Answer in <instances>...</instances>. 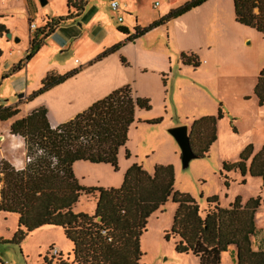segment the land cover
<instances>
[{
  "label": "rangeland",
  "instance_id": "obj_1",
  "mask_svg": "<svg viewBox=\"0 0 264 264\" xmlns=\"http://www.w3.org/2000/svg\"><path fill=\"white\" fill-rule=\"evenodd\" d=\"M33 1L35 5L32 0L27 1L32 15L29 18L23 0H0L2 23L8 33L14 34L10 40L5 37L0 40V106L17 105L19 117L51 102L55 105L49 99L53 97L50 92L31 102L18 103L20 96L26 100L36 92L48 73H69L67 69L74 60L83 64L88 56L95 58L104 49L123 43L126 36L117 31L118 18L124 19L121 25L131 35L135 28L148 27L190 0H127L134 15L121 9L112 10L111 0H86L79 15L68 9L67 0H46L45 4ZM69 10L70 17L65 18ZM45 14L49 19L63 18L58 29L63 30L59 35L68 38L66 47L61 50L49 36L20 71L10 74L11 68L24 59L28 38L31 40L45 26L41 21ZM30 24L35 29L30 30ZM124 45L107 58L109 86L116 90L129 86L134 97L149 101L150 110L135 111L128 141L117 155V169L109 164L74 163L73 174L78 184L84 188L117 189L134 164L148 175L156 166H171L174 193L189 196L202 215L211 198H216L221 208L236 201L244 206L257 199L260 207L254 215L251 244L254 251L264 250V174L241 178L238 171H223L224 164L238 162L243 153L248 168L264 147V101L260 103L255 95L258 76L264 69V34L235 22L232 0H207L168 25ZM85 49L87 53H80ZM181 55L196 57L199 66L185 65ZM98 73L92 76L96 81L101 80ZM4 74L9 76L2 79ZM78 77L76 81H83L86 75ZM72 83L75 82L67 85ZM63 87L67 101L71 90ZM72 108L78 109L71 105L69 112ZM209 117L216 118L215 142L206 157L191 159L184 166L181 148L169 130L185 126L189 135L196 121ZM57 118L59 122L64 120V116ZM153 120L160 123H148ZM176 208L170 200L148 219L146 232L140 238L143 256L138 264H198L191 254L175 252L177 241L170 231ZM94 209L95 200L85 197L80 198L76 208L86 214H92ZM17 223L15 215H0V239L9 241ZM71 249L61 228L44 227L20 246L0 242V264H44V260L71 264ZM220 264H236L234 247L221 254Z\"/></svg>",
  "mask_w": 264,
  "mask_h": 264
},
{
  "label": "trees",
  "instance_id": "obj_2",
  "mask_svg": "<svg viewBox=\"0 0 264 264\" xmlns=\"http://www.w3.org/2000/svg\"><path fill=\"white\" fill-rule=\"evenodd\" d=\"M206 1L190 0L148 27L135 28L131 35L127 29L119 27L117 31L126 36L124 42L105 49L94 62L116 53L125 43L166 25ZM232 2L235 22L264 34V0ZM85 3L86 0H67L68 9L75 10L76 15L83 11ZM69 17L70 12L65 18ZM2 19L0 16V39L8 33ZM62 21L63 18L48 19L29 41L24 59L9 73L20 71ZM181 60L185 65L199 66V61L192 55H181ZM77 73L78 70L64 75L48 73L38 90L25 101L20 96L18 103L31 102ZM255 95L260 103L264 101V69L258 76ZM136 110H150L149 101L134 97L129 86L113 91L73 119L55 127L49 124L45 107L16 119L19 115L17 105L0 106V122L12 121L9 133L23 139L26 157L25 165L19 171L6 161L0 162V214L15 215L18 219L13 237L9 241L0 239V242L20 246L35 231L57 227L63 230L72 246L71 264H138L143 256L140 238L146 232L148 219L172 200L177 208L170 235L177 241V254H191L197 258L198 264H220L221 254L234 247L236 264H264V250L254 251L251 244L255 233L254 215L260 207L257 199L249 200L244 206L236 201L228 208H221L217 199L211 198L207 200L202 215L189 196L174 193L171 166H156L148 175L140 165L134 164L117 189L84 188L78 184L73 174L76 162L109 164L117 169V155L128 141ZM148 123L159 124L160 120ZM215 124L216 118L209 117L196 121L191 127L189 141L198 158L206 157L215 142ZM246 159L243 153L238 162L224 164L223 171H238L241 178L247 174L251 177L264 174V147L248 168ZM224 179L227 181L225 176ZM241 183L244 184V180ZM82 197L95 200L92 214L76 210ZM44 264L52 263L44 260ZM56 264L67 263L58 260Z\"/></svg>",
  "mask_w": 264,
  "mask_h": 264
},
{
  "label": "crops",
  "instance_id": "obj_3",
  "mask_svg": "<svg viewBox=\"0 0 264 264\" xmlns=\"http://www.w3.org/2000/svg\"><path fill=\"white\" fill-rule=\"evenodd\" d=\"M32 2L34 4L33 0H32ZM23 3L26 7L28 17L31 18L32 15L28 11L27 0H23ZM118 4H119V10L118 11H120V9H121L124 13L129 12V13H132L134 15V10L132 9L133 7L131 6V8H130V3L127 0H119ZM70 11L71 10H69L68 13ZM36 13H38V12H36ZM44 13L40 12L39 14L41 15ZM68 13H67V15H68ZM47 19H49V18L46 16V14L41 16V21L44 22V24L46 23ZM123 21H124V19H123ZM123 21L120 24H118V22H117V29L119 27L124 28L121 25L123 23ZM172 21L173 20H171L170 22H172ZM170 22H168L166 25H168ZM166 25H164V26H166ZM125 29H127V28H125ZM59 31H63V30L57 28L50 37H52V39H55L58 42V44H59L58 47L62 50L64 47H66L68 38L63 37L62 35H59ZM11 35L14 36L13 33H11ZM20 41L21 40H18V42H20ZM29 41H30V39L28 38V48H29ZM79 43H81V40H78V44ZM124 46L125 45H122L123 48H124ZM59 48H57V49H59ZM117 52H119V50ZM80 53H87V50L86 49L84 51L81 50ZM116 53H114L112 55H115ZM112 55H109L108 57H110ZM108 57L102 59L99 62H94L95 58L88 56L86 61L83 64H81V62L78 60H74V64L72 65V67L70 69H67V70H69V72L74 71V70H78V73L74 77H72V78L66 80L64 83H62L64 85H62V84L57 85V86L51 88L49 91L43 93L42 95H39V96H45L49 92L52 93V95H53V97L49 96V99H52L54 101L55 105H53V102H51L50 104H46V106H45L47 108V119H48L49 124L52 127H55L59 124H62L64 122H67V121L73 119L77 114L86 110L88 107H90L96 101L102 100L105 97H107L110 93H112L113 91H116V88L111 89L110 88L111 86H109L110 80L108 78V69L105 67L106 62L108 61L107 60ZM80 64L82 66H79ZM91 71H94V72L91 73ZM66 73H68V72H65V74ZM96 73L101 75V80L96 81L95 79L92 78V76H94ZM56 74H58V73H56ZM80 74L86 75L85 80L80 81V79H79L78 81H76L79 78L78 76ZM58 75H64V74H58ZM71 82H75V83H72L71 85H67ZM63 86H68L67 88L69 90H71V95L69 97H67V101H66L65 97L63 96L64 91H63V89H61V88H65ZM23 101H25V99ZM65 103L67 105H65ZM71 105L78 107V109L73 110V108H72V111L69 112ZM37 108H39V107H37ZM35 109L29 110V112H26V114L21 116V117H19V115H18L16 117V119L23 118V117L27 116L28 114H30ZM58 116H64V118H62L64 120L62 122H59V120L57 118ZM51 117H52V121H51ZM11 122L12 121L0 122V162L6 161L12 167H14V164H19V165H21V169H22L25 165V160H26L24 141L22 138H20L18 136L10 135L9 128H10ZM13 145H16V147H13ZM14 168L17 169L16 167H14ZM0 215L9 216V215L3 214V213H1ZM1 239H3V238H1Z\"/></svg>",
  "mask_w": 264,
  "mask_h": 264
},
{
  "label": "water",
  "instance_id": "obj_4",
  "mask_svg": "<svg viewBox=\"0 0 264 264\" xmlns=\"http://www.w3.org/2000/svg\"><path fill=\"white\" fill-rule=\"evenodd\" d=\"M41 3L45 4L46 0H41ZM4 37L9 40L12 39L10 33H7ZM15 42H18V39H15ZM169 133L174 137L181 148V160L184 166H186L191 159L197 158L191 149L187 127H175L170 129Z\"/></svg>",
  "mask_w": 264,
  "mask_h": 264
},
{
  "label": "built area",
  "instance_id": "obj_5",
  "mask_svg": "<svg viewBox=\"0 0 264 264\" xmlns=\"http://www.w3.org/2000/svg\"><path fill=\"white\" fill-rule=\"evenodd\" d=\"M110 7L114 11H118L119 10V4L115 0H112L111 1ZM122 21H123V18L122 17H120V18L117 19L118 24H120ZM29 29L30 30L31 29H35V25L34 24H30ZM52 253H53V255H57V251L56 250H52Z\"/></svg>",
  "mask_w": 264,
  "mask_h": 264
},
{
  "label": "clouds",
  "instance_id": "obj_6",
  "mask_svg": "<svg viewBox=\"0 0 264 264\" xmlns=\"http://www.w3.org/2000/svg\"><path fill=\"white\" fill-rule=\"evenodd\" d=\"M13 147H16V145H13ZM52 159L55 160V157H53ZM14 167H16L18 171L21 170V165L19 164H14Z\"/></svg>",
  "mask_w": 264,
  "mask_h": 264
}]
</instances>
